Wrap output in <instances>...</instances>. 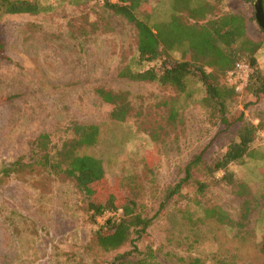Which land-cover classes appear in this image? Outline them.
I'll use <instances>...</instances> for the list:
<instances>
[{"label": "rangeland", "instance_id": "rangeland-1", "mask_svg": "<svg viewBox=\"0 0 264 264\" xmlns=\"http://www.w3.org/2000/svg\"><path fill=\"white\" fill-rule=\"evenodd\" d=\"M205 1L212 16L235 13L245 20L243 37L257 48L264 75V32L255 20V0ZM175 2L147 0L139 16L151 26L172 16L194 25L190 8ZM38 3L45 11L39 15L0 19L5 55L0 58V169L19 158L30 163L41 134L50 135L51 145H60L70 139L73 124L94 125L97 141L84 152L100 159L105 171L94 199L104 200L110 193L119 205L132 199L142 218L153 219L136 259L150 250L160 264L195 259L202 264H264V95L255 98L244 91L227 102L224 118L203 102L204 88L195 78L183 92L129 80L123 75L160 64L139 62L129 24L112 17L108 31H92L90 23L103 22L97 4ZM168 54L180 59L178 52ZM99 90L109 93L110 100ZM115 107L125 110L123 120L112 117ZM256 120L259 133L249 156L228 167L233 184L219 181L222 172L212 179L198 166L192 179L164 200L196 156L210 164L236 139L241 123ZM198 181L206 183L200 193ZM86 205L70 179L48 175L40 167L3 178L0 264H112L132 247L126 243L101 251L94 232L112 217L92 219Z\"/></svg>", "mask_w": 264, "mask_h": 264}, {"label": "trees", "instance_id": "trees-1", "mask_svg": "<svg viewBox=\"0 0 264 264\" xmlns=\"http://www.w3.org/2000/svg\"><path fill=\"white\" fill-rule=\"evenodd\" d=\"M69 1L74 5L95 3L100 7L98 14L103 22L99 24L96 20L90 23L92 31L99 27L104 32L108 31L112 17L124 20L134 30L139 62H160L156 69L124 74L123 76L129 80L155 82L160 86H169L183 92L188 81L195 78L204 88L203 102L225 118L227 102L239 95L232 86L227 84L225 76L238 62L244 61L251 68V76L243 92L249 91L255 98L264 95V75L255 58L257 48L243 37L245 20L239 14L227 13L212 16L211 8L205 0H176L175 3L178 6L190 8V16L197 22L190 26L172 16L165 23L151 26L139 16L141 11L147 9V0ZM43 12L45 11L41 9L38 0H0V19L15 15L36 16ZM170 51L178 52L180 59L172 60L168 54ZM0 58H5L1 27ZM213 61L217 67H214ZM98 93L105 101L110 100L109 93L103 90H99ZM125 114V110H121V107H115L112 111V117L118 121L123 120ZM258 133L259 125L241 123L236 139L228 145L226 152L210 164L204 162L201 155L196 156L185 167V177L166 191L164 200L167 201L178 193L183 185L192 179V170L198 166L203 168L204 175L212 179L215 173L222 172L223 175L219 181L233 184L234 177L228 167L249 156L252 143ZM49 136V134L39 135L30 163H23L19 158L3 166L0 169V181L23 172L24 168L31 171L36 167H40L48 175L70 179L83 196L87 204L86 212L90 213V218L102 216L106 211L116 212L119 209L122 211L121 215L109 218L94 232V243L103 252L117 250L126 243L132 247L129 251L115 257L112 264H160L150 250L145 257L136 259L138 243L146 234L153 219L142 218L136 212L137 204L134 200L126 198L124 204L119 205L112 193L104 200L94 199L95 193L105 181L104 166L100 159L84 151L96 143L97 127L75 123L71 127L70 139L63 141L60 145H51ZM195 184L198 193L206 187V183L203 182L198 181ZM245 208L249 209V206ZM206 213V216H209L207 211ZM219 214L222 213L219 212ZM221 218L219 221L223 222ZM262 252L264 255V241ZM191 264H202V262L195 259L191 261ZM221 264H224L223 261Z\"/></svg>", "mask_w": 264, "mask_h": 264}, {"label": "built area", "instance_id": "built-area-1", "mask_svg": "<svg viewBox=\"0 0 264 264\" xmlns=\"http://www.w3.org/2000/svg\"><path fill=\"white\" fill-rule=\"evenodd\" d=\"M251 76V68L244 61L238 62L234 68L226 73L225 79L228 85L234 88L237 94H241L244 88L248 85ZM122 211L119 209L116 212H105L103 216L118 217Z\"/></svg>", "mask_w": 264, "mask_h": 264}, {"label": "water", "instance_id": "water-1", "mask_svg": "<svg viewBox=\"0 0 264 264\" xmlns=\"http://www.w3.org/2000/svg\"><path fill=\"white\" fill-rule=\"evenodd\" d=\"M254 11H255V20L259 28L264 32V9H263V0L254 1Z\"/></svg>", "mask_w": 264, "mask_h": 264}, {"label": "crops", "instance_id": "crops-1", "mask_svg": "<svg viewBox=\"0 0 264 264\" xmlns=\"http://www.w3.org/2000/svg\"><path fill=\"white\" fill-rule=\"evenodd\" d=\"M253 124H255V125H256V124H257V120H256V121H254V122H253Z\"/></svg>", "mask_w": 264, "mask_h": 264}]
</instances>
